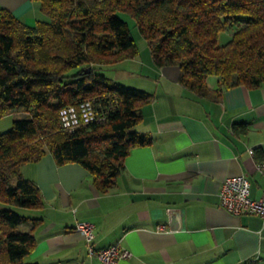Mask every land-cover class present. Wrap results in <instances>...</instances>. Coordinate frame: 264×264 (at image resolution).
<instances>
[{"label": "trees", "instance_id": "16d2710c", "mask_svg": "<svg viewBox=\"0 0 264 264\" xmlns=\"http://www.w3.org/2000/svg\"><path fill=\"white\" fill-rule=\"evenodd\" d=\"M37 1L48 21L33 26L0 9V117L23 113L0 134V264H26L35 242L30 230L19 229L39 220L17 210L42 205L37 185L21 174L24 165L48 152L57 165L80 164L107 192L129 150L152 143L135 131L152 95L94 73L137 53L117 14L134 20L156 68L177 67L178 82L199 95L209 76L217 78V91L264 81V0ZM225 32L230 39L218 45ZM85 101L103 121L63 130L60 111Z\"/></svg>", "mask_w": 264, "mask_h": 264}, {"label": "crops", "instance_id": "0c3cea01", "mask_svg": "<svg viewBox=\"0 0 264 264\" xmlns=\"http://www.w3.org/2000/svg\"><path fill=\"white\" fill-rule=\"evenodd\" d=\"M0 9L27 26L43 20L37 0H0ZM153 73L154 90H142L152 100L135 127L152 143L129 150L111 190L99 191L80 164L57 165L48 152L21 168L42 201L26 210L39 221L24 224L35 239L24 263L100 264L74 231L88 222L95 250L118 244L129 252L117 264H264V222L228 213L218 197L226 178L242 175L250 197L264 198L255 167L264 162V81L217 91L209 76L199 95L178 82L175 66ZM234 123L244 132H234Z\"/></svg>", "mask_w": 264, "mask_h": 264}, {"label": "built area", "instance_id": "2783aa9c", "mask_svg": "<svg viewBox=\"0 0 264 264\" xmlns=\"http://www.w3.org/2000/svg\"><path fill=\"white\" fill-rule=\"evenodd\" d=\"M62 129L72 132L82 125L103 121L91 101L80 103L77 107L68 106L60 111ZM253 152L249 150L251 155ZM256 170L264 179V162L255 165ZM219 205L228 213L240 216L250 214L260 218L264 222V198L252 199L250 197V183L242 175L230 176L224 180L219 190ZM164 226H159L158 231H163ZM76 231L86 243L89 256H95L100 264H117L119 260L128 259L130 254L118 244L104 249H94L93 225L88 222H77Z\"/></svg>", "mask_w": 264, "mask_h": 264}, {"label": "rangeland", "instance_id": "374dc122", "mask_svg": "<svg viewBox=\"0 0 264 264\" xmlns=\"http://www.w3.org/2000/svg\"><path fill=\"white\" fill-rule=\"evenodd\" d=\"M117 16L122 19L129 28L130 36L134 41L136 48V55L132 59H126L115 64H106L98 66L94 69V73L98 76L105 77L112 80L121 86L132 88L136 90L152 91L155 87L154 70L156 69L150 50L146 41L140 35L135 22L127 14L119 13ZM43 20L48 21V18L40 15ZM230 39V34L227 32L219 34L218 45L224 44ZM89 69L88 67L86 70ZM77 69H73L75 72ZM23 117L21 111L13 112L9 115L0 117V134L8 131L14 119ZM22 215H28L26 210H17ZM26 226L21 225L19 229L26 231Z\"/></svg>", "mask_w": 264, "mask_h": 264}, {"label": "water", "instance_id": "95a60500", "mask_svg": "<svg viewBox=\"0 0 264 264\" xmlns=\"http://www.w3.org/2000/svg\"><path fill=\"white\" fill-rule=\"evenodd\" d=\"M86 72L88 73L89 72V69H87Z\"/></svg>", "mask_w": 264, "mask_h": 264}]
</instances>
